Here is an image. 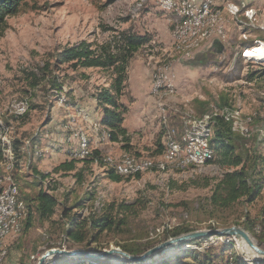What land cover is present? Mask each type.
<instances>
[{
  "label": "rangeland",
  "instance_id": "374dc122",
  "mask_svg": "<svg viewBox=\"0 0 264 264\" xmlns=\"http://www.w3.org/2000/svg\"><path fill=\"white\" fill-rule=\"evenodd\" d=\"M231 1L239 5V13L235 16L223 15H226L227 38L210 40L185 57L176 52L172 36L173 25H176L179 17L163 11L160 0L23 1L19 13L7 20L5 33L0 36V120L6 122L3 123L7 129L6 138L12 145L13 173L20 186L21 199L34 211L33 201L38 192L44 189L55 196L59 205L51 221L43 223L36 217L27 233L8 238L7 258L3 264H38L41 257L52 249L99 254L111 249L127 253L125 247H139L143 250L140 255H143L189 233L231 227L246 231V212L250 222L259 226L255 232H246L255 245L264 251V236L260 233V227L264 228L260 220L264 193L247 208L237 206L223 213L212 211L210 207H205L206 199L211 194L213 180L222 175V168L217 164L199 167L185 165L182 163L185 153L181 151L171 157L168 147L174 143L184 150L189 142L198 144V140L202 139L201 142L208 140L211 148L212 118L214 114H220V105L227 104L232 107L228 109L236 122L235 126L240 130H249L247 136L240 132L242 136L251 138L254 135L250 143L256 145L259 156L264 155V142L259 141V135L264 134V78L261 77L264 63L246 61L242 57L243 51L254 47L255 42L264 43V0L228 2L232 4ZM240 7L244 9L240 11ZM249 10L253 11L251 18L246 14ZM123 34L149 38V43L129 62V89L122 98L123 104L128 107L124 127L131 140L130 154H126L120 144L110 145L108 133L103 132L102 126V133L96 134L93 125L100 121L95 122L86 112V107L94 108L93 95L102 87L109 86V73L97 68L74 69L66 63L58 68L52 67V54L82 42L90 44L94 50L107 47L116 52L122 44ZM48 65L50 67L45 72L40 69ZM159 69H168L176 86L173 94L152 92L153 75ZM139 72L149 82V90L145 92L144 79H138L137 83L141 84L138 83L137 89H134V77L140 78ZM251 75L254 78H250ZM55 77L58 82H64V93L59 96L49 83ZM130 78H133V83ZM35 82L39 84L33 86ZM141 93L156 100V108L154 106L148 115L130 112L136 101L134 96ZM25 99L30 104L28 113L18 119L9 116L7 107ZM161 104L164 105V112L161 111ZM69 126L71 129L68 131L66 128ZM62 132L66 143L72 147H68V150L73 157H77L79 152L76 134L82 132L89 138L90 151L105 144L98 147L106 155L105 159L110 157L117 163L122 155H128L137 162L147 161L151 166L139 173L142 174L140 179H125L120 183L109 181L104 169L97 166L85 171L81 183L72 174H54L53 170L67 159L66 154L61 153ZM92 133L96 142H93L94 138L91 140ZM67 137L72 139L68 141ZM73 143H77L78 151H75L76 145ZM105 164L107 169L115 172L106 160ZM82 166L78 164V168ZM34 170L50 174V177L42 183L34 176ZM207 181L211 182L210 187L204 186ZM91 198L92 201L89 200ZM112 203L133 205L137 211L136 216H131L123 234H103L97 242L90 240L89 244L82 245L66 241L65 230L70 218H66L65 213H69V217H87L92 211L100 214L105 206ZM176 228H185L189 232L172 237ZM230 241L243 262H264L247 261L239 238L216 235L176 245L167 253L162 250L151 259L166 257L172 264H197L191 255H185L186 251H190L218 257L215 264H232V254L226 247ZM56 259L58 264H85L77 263L83 259L74 260L66 256L50 258L45 264H55ZM104 260L121 264L113 257Z\"/></svg>",
  "mask_w": 264,
  "mask_h": 264
},
{
  "label": "trees",
  "instance_id": "16d2710c",
  "mask_svg": "<svg viewBox=\"0 0 264 264\" xmlns=\"http://www.w3.org/2000/svg\"><path fill=\"white\" fill-rule=\"evenodd\" d=\"M23 1L24 0H0V36H3L5 33L7 20L19 13ZM121 39L122 44L119 45L116 52L110 51L107 47L94 50L91 45L86 42H82L78 46L65 48L61 52H55L52 54V59L54 60L52 67L58 68V66L66 63L70 64L74 69L97 68L109 73V86L102 87L93 97L102 110V119L100 123L103 132L108 133V141L110 143L120 144L122 150H124L126 154H130L132 151L131 140L128 136V131L124 127L125 115L128 112V107L123 104L122 98L129 89V62L147 43H149V38L138 34H123ZM49 67L48 65L46 68L40 69L45 72ZM261 77L264 78V70L261 72ZM250 78H254V75H251ZM37 83L39 84V82ZM37 83L35 82L33 86ZM49 83L52 84L57 96L64 93V82H58L57 77ZM228 108L232 109V107L229 105L227 106V104L220 105V114H214L212 118L214 125L210 145L214 152V157L206 164V166L217 164L222 168L223 173L219 178L213 180L214 184L212 186L210 181H207L204 185L205 187L211 186V194L206 199L205 207H210L212 211L221 213L237 206L247 208L254 204L264 193V155L263 157L259 156L257 154L256 145H251L250 141L253 139L254 135L251 138H245L242 136V133L235 132L237 129L233 128V126L236 125V122ZM251 128L253 127L251 126ZM99 133H102L101 130ZM247 135H249V130L248 134L245 136ZM89 144L91 147L90 141ZM105 157L106 155L99 149H92L90 154L84 158L69 155V158L57 166L53 170V173L61 175L72 174L74 178L81 183L84 179L83 174L85 171L88 169L91 170L93 166H97L104 169L105 177L114 183H120L125 179H140L142 174H138L135 177H123L116 174L113 170L107 169ZM15 159H17L16 156ZM78 164H82V168H78ZM14 168L12 174L20 192V186L13 173L15 170ZM34 171V176L42 181V183L45 179L50 177V174H43L37 170ZM48 191L51 190L48 189ZM22 200L25 202L23 198ZM89 200L92 201V198ZM25 205L27 213L22 222L21 234L23 232L27 233L33 227L36 217L43 223L51 221L59 203L54 195L41 189L33 201L34 211L32 208H29L26 202ZM64 215L66 218H70V220H68V228L65 230L66 241L71 244L82 245L88 243L90 240L97 242L103 234H123L129 225L131 216H136L137 211L134 209L133 205L112 203L105 206L100 214L92 211L87 217L78 215L69 217V213H65ZM244 215L247 219L244 223L245 230L255 232L256 228L259 226H254L255 224L250 222L248 212ZM260 220L261 223L264 224V208L261 210ZM260 229L261 235L264 236V228L260 227ZM188 232V229L176 228L172 232V237ZM226 247H228L227 249L232 254L230 258L232 264H247L238 256L232 241L227 243ZM124 250L133 255H140L143 252L139 247H125ZM185 255H191L197 264H215V260L218 258H213L210 255H200L197 252L190 251H186ZM57 262L58 260L56 259L55 263L58 264ZM81 262L86 264H113L107 260L95 261L92 259L79 260L77 263ZM121 264L131 263L121 261ZM158 264H172V262H170V260H165ZM260 264H264V262Z\"/></svg>",
  "mask_w": 264,
  "mask_h": 264
},
{
  "label": "bare ground",
  "instance_id": "6f19581e",
  "mask_svg": "<svg viewBox=\"0 0 264 264\" xmlns=\"http://www.w3.org/2000/svg\"><path fill=\"white\" fill-rule=\"evenodd\" d=\"M163 11L171 13L172 9L163 8ZM184 11L190 12V23H189V20H183ZM173 13H175L179 17V19H178V22L176 23V25L178 26H175L172 34H184L185 32H189L190 25H197L198 23V12L192 11L191 2H184V9H176V11H174ZM225 13L235 16L237 15V13H239V8L238 6L230 4L228 1H224L221 6V16H223ZM246 14L249 15L250 18L254 16L252 10L246 11ZM225 17L223 16V19ZM216 22H217V15H209V23L200 24V27L193 34H188V36H180V39L177 38V36H173L176 52L178 54H181L183 57H185L189 55L190 53H193L195 50L199 49L200 47H202L204 43H208L211 40V34H217L218 32V25H216ZM242 57L246 61L249 60V61H254L256 63H264V43L261 41L255 42L254 47L247 48L243 51ZM155 74L158 75V78H170L168 74V69H159L158 72H156ZM174 89L175 87L159 88V89H155V93L160 94V95H168V94L171 95L173 94ZM162 90H163V94L161 93ZM28 101L29 100L25 99V100L15 101L12 104H10L7 107L8 115L14 118H17V119L24 117L28 113L29 108H30L29 107L30 104ZM160 106H162L161 111L164 112L165 111L163 108L164 105L161 104ZM163 120H165L164 116H163ZM3 122L5 121L0 120V264H3L5 259L7 258L8 238L10 236L12 237L14 235L21 233L22 222L26 216V208H25L23 200L21 199L20 192L18 190V187L15 183V180L12 174V171L14 168V163L11 159L12 145H11V142L7 140L6 138L7 129L5 128ZM7 127H9V125ZM66 129H68L69 131L71 129V126L67 127ZM100 130H101L100 123L93 125V131L96 134H99ZM241 132L244 135H246L248 134V129L242 128ZM80 133L81 134L79 133L76 134L77 139L79 141V152H77L76 156L78 158H84L90 154V148L88 145L89 138H87V136L84 135V133L82 132ZM196 134L199 135L200 132H196ZM186 135L188 136V134ZM193 136L195 137L196 135L194 134ZM71 139L72 138H69L68 140L70 141ZM201 144L205 147V150H207L203 152V157H190L186 160V156H191V149L189 147H195L194 141L189 142L184 148V150L181 149L182 147L180 145H175L174 143H171L168 146L171 151L169 154L170 156L171 155L176 156L181 151H183L185 153V160L182 163H185V165H194L197 167L204 166L213 158V151L211 150L208 144V140L202 141ZM106 162L108 166H110L111 168L115 170V173L123 177H129V176H134L139 173H143L147 171L151 166V163L147 161L137 162V159L134 160L128 155H122L117 161V163H115L116 160L114 162V159L110 157L106 158ZM130 162L134 163L131 166V168H130ZM218 237H224V236H218ZM240 241H241L240 246H241L242 252L246 256L245 258L247 259V261L256 260L259 256L256 254V247H255L256 245L251 239V237H249V239L240 238ZM176 245L180 246L179 244H172L168 246L165 249L166 253L169 249H172ZM182 252H183V248H182ZM2 253H4L3 261H2ZM75 259H78V258H75ZM113 259L121 262L118 256H113ZM47 264H51V263H47Z\"/></svg>",
  "mask_w": 264,
  "mask_h": 264
},
{
  "label": "water",
  "instance_id": "95a60500",
  "mask_svg": "<svg viewBox=\"0 0 264 264\" xmlns=\"http://www.w3.org/2000/svg\"><path fill=\"white\" fill-rule=\"evenodd\" d=\"M224 236V237H237V238H248L249 239V234L242 230L239 227H231V228H226L223 230L219 231H200V232H194V233H189L185 234L182 236H179L177 238L171 239L155 248L152 250H149L148 252L144 253L143 255L140 256H133L129 255L125 252H122L121 250L118 249H111V250H106L102 253L99 254H93V253H88L82 250H77V251H71L68 252L66 250H61V249H52L47 251L39 260L38 264H44L48 258L51 257H56V256H66L69 258H81V259H92V260H104L107 258H111L113 256H118L121 261L129 262L131 264H158L161 263L165 260H169L168 258H157L155 257L154 259H151L152 256L157 254L158 252L165 250L168 246L172 244H184L189 241H194L197 239H200L202 237H207V236ZM256 247V254L259 256L256 260H264V251L259 249L257 246ZM253 260V261H256ZM150 262V263H149Z\"/></svg>",
  "mask_w": 264,
  "mask_h": 264
},
{
  "label": "built area",
  "instance_id": "2783aa9c",
  "mask_svg": "<svg viewBox=\"0 0 264 264\" xmlns=\"http://www.w3.org/2000/svg\"><path fill=\"white\" fill-rule=\"evenodd\" d=\"M224 1H229V0H202V1H198V0H160V5H161L162 10L163 8H171L172 16H173V12L176 11V9H184V2H191L192 11L198 12V23L197 25H190L189 32H185L184 34H172V36H177V38L179 39H180V36H188V34H193L194 32H196L197 29L200 27V24L209 23V15H217L216 25H218V32L217 34H211V41H212L218 38L222 40H225L227 38V28H226L227 21L223 19V16H221V6ZM243 9L244 8L241 7V11ZM183 20H189V23H190V12L184 11ZM172 24H173V19H172ZM174 26H178V25H173V27ZM205 44L206 43H204V45ZM166 87L176 88L175 83L172 82L171 78H158V75L154 74L152 92L155 93V89L166 88ZM192 127L194 128V126ZM233 128H236L237 132H241L240 127L233 126ZM259 136H260L259 141L264 142V134H260ZM67 138H71V137H67ZM73 144L76 145L75 151H78L77 143H73ZM189 148L191 149V156H186V160L190 157H203V152L207 151L205 150V147L201 144V140H198V144H195V147H189ZM133 164L134 163L130 162V168ZM3 256H4V253H2V261H3Z\"/></svg>",
  "mask_w": 264,
  "mask_h": 264
},
{
  "label": "crops",
  "instance_id": "0c3cea01",
  "mask_svg": "<svg viewBox=\"0 0 264 264\" xmlns=\"http://www.w3.org/2000/svg\"><path fill=\"white\" fill-rule=\"evenodd\" d=\"M198 1H202V0H198ZM231 3L232 4H234L235 6H238L239 7V5H237V4H235V3H233L232 1H231ZM241 8V7H240ZM246 9H248V8H246ZM241 11V10H240ZM190 55H192V53H190L189 55H187V56H190ZM138 74V73H137ZM139 74H140V78H139V76L138 77H134V89H137V85H138V83H140L141 84V82H138L137 83V81H138V79L140 80V81H142L143 79H144V84H143V86H144V92L146 91V90H149L148 89V86H149V82L147 83V78L145 77V75L143 74V73H141V72H139ZM145 77V78H144ZM133 81V78H130V82H132ZM133 83V82H132ZM139 93H140V91H138ZM150 93H151V89H150ZM156 97V96H155ZM134 98L136 99V101H135V104H134V106L132 107V109H131V111L130 112H134L135 113V115L137 114V113H139L140 115H143V114H145V115H148L149 113H151L152 112V109H153V107L155 106V108H156V100L155 99H153L152 98V96H149L148 94H143V93H141V94H139L138 96L136 95V96H134ZM157 98V97H156ZM93 107L94 108H91V107H86V112H87V114H89L90 115V117L92 118V120H94L95 122H97V121H101V119H102V110L100 109V107L98 106V104H97V102H96V100L93 98ZM207 113V112H206ZM205 113V114H206ZM179 125H180V123H179ZM178 125V126H179ZM61 136H62V140H60V141H62V148H63V150L61 151V153H62V155H64L65 156V154H66V156H65V158H69V155L71 154V152L68 150V147H70V148H72L71 146H69L67 143H66V140H65V134L63 135V132H62V134H61ZM91 140L94 138V140H95V136L93 135V133L91 134ZM69 141V140H68ZM93 142H96V140L95 141H93ZM109 144H110V142H109ZM105 145V144H104ZM104 145H102V144H100L99 146H97L96 147V149H99V150H101L100 148L101 147H103ZM110 145H117V144H115V143H111ZM98 147H100V148H98ZM67 160V159H66ZM65 161V160H64ZM63 161V162H64ZM10 239V238H9ZM8 239V240H9Z\"/></svg>",
  "mask_w": 264,
  "mask_h": 264
}]
</instances>
